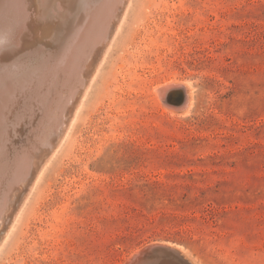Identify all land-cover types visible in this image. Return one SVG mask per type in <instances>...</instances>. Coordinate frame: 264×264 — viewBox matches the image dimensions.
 I'll return each instance as SVG.
<instances>
[{"label":"rangeland","instance_id":"374dc122","mask_svg":"<svg viewBox=\"0 0 264 264\" xmlns=\"http://www.w3.org/2000/svg\"><path fill=\"white\" fill-rule=\"evenodd\" d=\"M115 28L63 145L40 151L33 189H14L0 264H126L165 242L195 264H264V0H132ZM171 79L194 90L184 107L155 91ZM68 81L8 127L9 164L40 142Z\"/></svg>","mask_w":264,"mask_h":264},{"label":"bare ground","instance_id":"6f19581e","mask_svg":"<svg viewBox=\"0 0 264 264\" xmlns=\"http://www.w3.org/2000/svg\"><path fill=\"white\" fill-rule=\"evenodd\" d=\"M97 2H95V0H0V173L5 170L3 177H0V184L1 182L4 184L7 183L8 186V184L14 182L9 185L8 188L4 187L5 190L0 187L4 190V192L2 191L4 197H0V230L5 229V225L8 227L7 224L10 223L7 221L8 223L6 224L5 222L8 219L3 221L2 216L4 210L7 209L6 207L8 206L9 200L11 199V202H13L12 198L15 195L14 189L16 191L17 186L21 189L23 181L25 182V180L30 177L33 179V189L40 174H42L44 166L40 171H38V166L42 165L43 162L39 163V160H36L40 151H45L44 148L48 147L49 150H52V158L55 156L59 147L63 145L62 143L67 138L76 120L78 110L80 106L83 105L82 103L88 94L87 91L89 90L90 84L101 66V62L99 63V60L97 62L98 66L96 70L92 73V78L88 79L87 69L89 63L91 62L90 60H94L95 58H92L90 55L98 53L100 47H103V53L104 55L106 54L107 47H109L115 37L116 32L114 28L116 27L115 29L117 31L121 27L132 0H108L107 2H109V4L100 1L102 2L101 6H98L99 4ZM95 3L98 7L92 10ZM104 16L107 17L104 19ZM39 36L45 40L47 39L48 43L43 44V42H41L40 44V40L38 39ZM66 54H68L67 57H65ZM82 56H84V58L81 63ZM76 59L77 61H75ZM101 59V61L104 60V58ZM77 62L79 64L81 63V67H76ZM90 70L93 71V69ZM58 73H60V75H58ZM55 75L56 77L62 75V79L59 80L60 77L56 79V77H54ZM46 78H48L50 82L52 79L55 81L52 80L53 82L46 86V82H48L46 81ZM68 79H71L72 82L69 84L73 86L71 90L66 88L69 93L63 90L64 92L62 93L68 95L65 96L66 99L61 97L64 99L61 104L57 101L58 109L53 108L57 111L54 114H51V116L47 114L46 120L48 123L47 125L45 124L46 126L42 124V127L44 126V128L43 130L41 128V135L38 134L40 135V139L38 138L40 142L37 140L39 143H35V149L30 153V156H28L27 159L23 158L16 164H9L5 155V152L7 151V138L10 136L7 135L8 127H13L14 123H19V125H16L20 126L19 121L24 115L28 117L27 119L29 121L33 120V109H35V104H40L41 102L38 101L41 98L46 102L45 99L48 94H50L48 92L49 86L54 83V85L56 84L54 89L56 87L62 88L64 83L68 84ZM180 82L181 81L171 79L170 81H166L164 84L157 86L155 91L160 98L171 96L174 92L172 93L170 87L172 85H178ZM32 84L33 87H31ZM43 85L47 88L43 87ZM187 86L189 87L188 90H185V101L183 102L182 107H184L187 102H191V98L193 97L192 94L194 90L192 93L190 92V83ZM42 87L45 90H48L46 93L43 92V95L40 94V91L43 90ZM59 90L61 91L62 89ZM78 94H80V98H78L79 100L77 102L79 105L78 107L75 106L77 107L75 109L76 112L73 113L74 105H77L76 101ZM51 99L52 98H50V100ZM52 100L54 101V98ZM52 100L51 102H53ZM47 103L48 102H46V104ZM50 105H52V103ZM44 106L45 105H42V107ZM32 127L30 128L31 130L34 129ZM15 130L17 129L15 128ZM21 130L22 129L19 131ZM21 133H15V135H21ZM36 133L37 132H35L34 136H36ZM24 141L26 142L25 139ZM11 142L13 143L15 141ZM28 146L31 145H27L26 147ZM14 154L16 155V153ZM46 161H48V159ZM46 163L47 162H45V164ZM14 165L15 167L12 168ZM35 173L37 176H35ZM4 177H6V182H3ZM11 179L14 181L9 182ZM21 194L22 193H19V195ZM11 204L13 206V203ZM4 213L7 214V212ZM11 216L14 217L12 214ZM16 218L14 220H16ZM14 220L9 228V231H11L14 227ZM7 230L8 229H6V231ZM9 231L6 233L7 235H10ZM7 235L6 237L4 235L2 236L8 238ZM176 249L188 257L182 246H177ZM141 251L142 250L136 252L132 258H129L126 264H131L133 258Z\"/></svg>","mask_w":264,"mask_h":264},{"label":"water","instance_id":"95a60500","mask_svg":"<svg viewBox=\"0 0 264 264\" xmlns=\"http://www.w3.org/2000/svg\"><path fill=\"white\" fill-rule=\"evenodd\" d=\"M170 99L171 104L179 106L185 101V95L181 91H175ZM177 246L181 245L165 242L147 246L133 258L131 264H194L176 249Z\"/></svg>","mask_w":264,"mask_h":264}]
</instances>
